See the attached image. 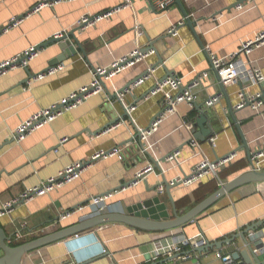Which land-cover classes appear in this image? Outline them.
Instances as JSON below:
<instances>
[{"label":"crops","instance_id":"1","mask_svg":"<svg viewBox=\"0 0 264 264\" xmlns=\"http://www.w3.org/2000/svg\"><path fill=\"white\" fill-rule=\"evenodd\" d=\"M43 1L55 3L33 11ZM236 2L181 0L188 16L197 22V38L186 23L183 8L176 2L167 14H160L148 0H0V63L22 55L33 46L38 48L59 32L78 28L77 22L83 15L100 14L128 3L110 18L75 31L79 43L72 36L69 40L77 54L66 55L52 65L64 66L61 70L36 79L51 67L52 60L63 54L55 43L39 49L38 56L27 67L18 66L0 77V209L23 192L57 176L67 166L92 162L79 179L20 201L10 215L1 217L0 226L9 236L22 226L23 240L30 241L77 224L96 215L95 210L88 206L64 220L60 219L61 214L85 205L92 196L111 192L114 196L109 200V212H125L128 206L159 194L173 218V205L166 189L163 194L152 190L164 179L187 176L205 159L217 162L233 153L236 158L219 172L221 181L226 183L248 170L251 161L243 138L252 153L256 141L264 136V106L260 112L250 106L234 109L242 85L240 80L222 82L226 93H221L214 105H205L209 97L221 92V80L205 48L225 57L264 30V0L247 1L235 7ZM14 19L19 20L17 25H13ZM182 20L185 23L178 27V35H171L170 28ZM150 44L156 53L106 80L102 93L89 97L23 140H13L17 127L34 113L62 102L72 92L89 85L96 68L111 66ZM250 59L264 72V44L251 53ZM151 66L156 68L150 78L121 99L110 98V94L118 92ZM167 71L182 77L185 85L203 72L208 73L203 87L198 88L197 104H203L212 132L205 140L195 138L200 131L196 126L199 111L194 105L180 103L177 112L168 116L146 142L150 156L143 155L142 151L135 150L136 144L141 145L136 139L137 133L139 128H148L165 108L162 93L152 95L151 90L167 76ZM251 90L258 88L254 86ZM230 104L233 111L229 109ZM132 105L135 109L128 112L126 108ZM64 138L67 140L61 142ZM133 138L135 141L131 142ZM192 139L198 142V147L192 146ZM115 147H122L124 155L92 159L98 152H109ZM177 150L181 153L180 165L166 159L161 163L162 170L155 166L152 158L159 160ZM150 165L154 170L145 178L135 185L123 186ZM221 186L214 176L190 186H175L171 194L178 214L186 213ZM261 221L263 224L251 237L263 244L260 258L264 260V183H250L235 188L182 227L147 231L124 223H108L34 250L24 257L23 264L72 261L77 264H225L218 253L231 255L236 247L243 248L241 238L202 254L194 249L203 245L205 238L221 241ZM170 237H188L193 245L185 248L180 257L167 261L168 256L156 258L164 250L165 238Z\"/></svg>","mask_w":264,"mask_h":264},{"label":"built area","instance_id":"2","mask_svg":"<svg viewBox=\"0 0 264 264\" xmlns=\"http://www.w3.org/2000/svg\"><path fill=\"white\" fill-rule=\"evenodd\" d=\"M248 2H255L257 0H247ZM246 1V2H247ZM150 6L159 12L160 14H167L173 5L175 0H148ZM55 2H46L43 1L37 5L33 11H39L44 6L52 5ZM128 6V3L119 4L114 8L96 15L86 14L83 15L77 22V27L79 30H84L90 26H93L100 21L110 18L115 13L120 12L125 7ZM239 6H242L240 4ZM186 20V19H185ZM185 20L180 21L177 25H174L170 28L169 33L173 36L178 35L179 26L185 23ZM18 19L13 20V25L18 24ZM67 31L59 32L54 37H62ZM264 44V30L259 31L253 38H250L242 42L241 46L231 54L225 57H219L214 52H212L208 47L205 50L208 52L211 60L212 67L216 70L218 77L221 82H231L235 80H240L242 82L241 88L238 90V101L234 106V109L240 110L244 107L250 106L253 110L260 112L261 108L264 106V72L256 66V63L250 59L251 53ZM142 49V48H141ZM141 49H136L131 52L128 56L117 60L111 66L108 67H98L94 72V78L89 85L83 86L81 89L72 92L67 98L62 102L53 104L48 108H44L36 113H34L30 118L22 122L16 129L14 133V138L16 140H23L28 134L35 131L37 128L44 126L45 124L51 123L56 118L64 114L65 112L72 110L82 104L85 100L93 95L100 94L104 91V87L101 83V77L103 81L112 79L116 74L123 71L127 66L135 64L141 60H144L149 54L153 53L154 50H150L145 53H141ZM39 54V48L31 47L25 51L22 55L17 56L11 60H7L0 63V77L7 74L11 69H14L18 66L27 67L29 61L36 58ZM127 62L125 65L122 63ZM64 66H51L45 72L36 76V79H42L47 74L55 73L61 70ZM155 73V69H150L148 74L134 83L126 93L129 92L132 88L139 86L144 80L150 78ZM208 73L203 72L188 85L183 83V78L180 76L168 77L162 82H157L154 90L151 91L152 95L162 93L165 108L158 114L150 126L146 129L139 128L138 132L140 133L139 137L136 139L140 140L142 152L145 153L148 149L146 147V142L149 137L152 136L159 128L161 123L171 114L177 112V106L180 103H188L194 105L199 99L198 88L203 87L204 80L207 79ZM256 86L257 91L251 90L252 87ZM125 93L119 94V98L123 97ZM219 95L214 97H209L205 102V105L212 106L218 101ZM128 112L135 109V106H129L126 108ZM67 138L62 139L61 142H65ZM135 141V139H134ZM137 143V142H136ZM193 147H198V142L195 139L191 140ZM151 147V145H150ZM123 152L122 147H115L109 152H98L92 158L93 160L99 158H107L108 156L121 155ZM181 153L179 150L170 154L167 157V160L172 163L180 165ZM236 158V153L230 154L229 156L221 159L217 162L210 161L205 159L204 161L197 164L192 173L183 176L180 175L174 179L168 181L170 186L177 185H186L190 186L192 184L198 183L204 180L207 177L214 176L219 184L224 185L220 179L219 172L220 170L231 163ZM250 166L248 170H264V136L259 138L256 141L255 149L251 153ZM87 162H76L67 166L64 170H61L57 176L50 177L44 182H41L39 185L34 186L33 188L22 193L21 196L15 198L12 201L6 202L2 209H0V218L6 215H10L13 211V208L20 202L33 199L36 196L51 192L62 188L65 184L73 182L79 179L82 175L84 168L87 166ZM154 170V167L150 165L145 170L139 172L135 177L150 173ZM142 180V179H141ZM140 181V180H139ZM139 181L133 183L132 185L137 184ZM130 185V186H132ZM166 185L162 182L158 184L157 190L160 194L165 192ZM114 193H108L104 195L92 196L89 201L82 206H79L73 211H68L61 214L60 219L64 220L73 215L76 212L83 210L85 207H92L95 210L96 214H101L111 210V204L109 200L112 199ZM25 234L23 232L22 226L17 228L13 235L9 238V244L13 245L14 242L23 240ZM192 240L188 237H170L165 238V247L161 254H157L155 257L160 258L161 256L169 257L175 254L181 253L187 247H192ZM194 248H192L193 250ZM185 258L189 256H184ZM218 257L223 260L225 264H233L231 255H221L218 253ZM69 264H77L72 261ZM199 264V263H198Z\"/></svg>","mask_w":264,"mask_h":264},{"label":"water","instance_id":"3","mask_svg":"<svg viewBox=\"0 0 264 264\" xmlns=\"http://www.w3.org/2000/svg\"><path fill=\"white\" fill-rule=\"evenodd\" d=\"M246 1L247 0H237L234 6L237 7L240 4L245 3ZM175 2L183 8L186 23L192 28L195 36L199 38V35L196 31L197 22L192 20L188 16V13L184 10V7L182 6L181 0H175ZM77 30L78 28H74L70 32L66 33L64 36L53 37L50 40L38 46V48L41 49L42 47L43 48L48 47L49 44H55V43L59 44L60 48L63 51V54L58 56L56 59L52 60L51 66L59 63L61 60L64 59V57H66V55L71 56L73 54H77V49L75 45L71 43L69 40V37L72 36L75 39V41L79 43L75 37V31ZM201 45H202V48L204 49L205 46L202 43ZM150 50H154V52L156 53V49L154 48L153 44H150L149 46L142 48L141 53H145ZM126 63L127 62H124L122 63V65H125ZM161 63H162V60H160L159 64ZM155 68L156 66H151L150 69H155ZM148 72L149 70L137 76L135 79L129 82L126 86L119 89L118 92H116L115 94L113 95L110 94V98L118 99L120 93H126L127 89H129L134 83H136L142 77L147 75ZM167 73L168 74L166 77L158 81L159 83L166 80L168 77H173V74H171L172 72L167 71ZM218 79L220 80L219 77ZM101 83L104 87L105 81H103L102 77H101ZM155 87L152 88V90H154ZM220 87H221V92L218 95H221V93L225 94L226 93L225 87L221 81H220ZM194 106L196 110L199 111V116L196 118V126L200 127V131L195 134V138L200 139V140H205V137L209 136L212 132L210 125H208L207 123L209 120V117L207 113H205L203 110V104L195 103ZM229 109L230 111H233V106L231 104L229 105ZM126 115L127 113H125V116ZM205 124L207 126H205ZM139 135L140 133L138 132L137 137H139ZM13 140H15V138H13ZM133 141H134V138L131 139V142ZM243 143H244V147L247 149L249 158H251V151H250V148L245 138H243ZM141 149H142L141 145L136 144L135 150L142 151ZM141 153L143 154V152ZM144 154L150 156V153L148 151H146ZM123 155L124 153H122V156ZM169 155L159 160H155L154 158H152L155 166L159 170H162L161 163L166 161ZM91 163H92L91 161L87 162V164H91ZM143 176L144 175L135 177L133 180H131L130 182H127L123 186L124 187L130 186L133 183L143 179ZM258 182L264 183V170L262 171L247 170L235 176L228 182H226L218 190H216L214 193L209 195L207 198H205L203 201L198 203L196 206H194L192 209H190L186 213L179 215L176 209L174 198L171 194V189L174 188L175 186H170L168 181L164 179L162 183L166 185V191L173 205V210H174L173 218H171V213H170L167 203L162 200L161 195L157 194L151 198L138 201L128 206L125 212H118V211L109 212L108 211V212H104L101 214H96L87 219L80 221L77 224H74L67 228L60 229L50 234H46L42 237L24 242L16 246L9 244L10 236L7 234L5 228L0 226V264H23L24 257L34 250H37L41 247L47 246L57 241L67 239L69 237H76L77 235L83 232L93 230L99 226H102L108 223H124L129 226L135 227L137 229H142V230H147V231H170V230L182 227L190 223L191 221L196 220L199 215H201L209 207H211L215 202H217L220 198H222L223 196H225L226 194H228L235 188H238L242 185H246L250 183H258ZM157 187H158V184L157 186H154L152 190L155 191ZM262 224L263 222L261 221L259 223H254L252 225H249L242 232L237 233L231 237H227L221 241L211 242L207 238H205V243L201 246L196 247L194 251L202 254L211 249H220L224 244H233L235 240H237L238 238H241L243 248L236 247L235 250L232 252L231 257L233 260V264H264V260L260 258V253L262 251L263 244L251 237V233L255 232L258 229L259 225H262ZM180 256L181 254L178 253V254L168 257L167 259H165V261L174 259ZM153 264H157V263H153Z\"/></svg>","mask_w":264,"mask_h":264},{"label":"trees","instance_id":"4","mask_svg":"<svg viewBox=\"0 0 264 264\" xmlns=\"http://www.w3.org/2000/svg\"><path fill=\"white\" fill-rule=\"evenodd\" d=\"M26 241H27V240L16 241V242L13 243V245L16 246V245L22 244V243H24V242H26Z\"/></svg>","mask_w":264,"mask_h":264}]
</instances>
